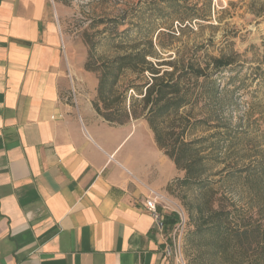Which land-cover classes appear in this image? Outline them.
Wrapping results in <instances>:
<instances>
[{
  "label": "crops",
  "instance_id": "0c3cea01",
  "mask_svg": "<svg viewBox=\"0 0 264 264\" xmlns=\"http://www.w3.org/2000/svg\"><path fill=\"white\" fill-rule=\"evenodd\" d=\"M64 48L52 0H0V264H164L145 201L177 169L96 113V79L75 91Z\"/></svg>",
  "mask_w": 264,
  "mask_h": 264
},
{
  "label": "trees",
  "instance_id": "16d2710c",
  "mask_svg": "<svg viewBox=\"0 0 264 264\" xmlns=\"http://www.w3.org/2000/svg\"><path fill=\"white\" fill-rule=\"evenodd\" d=\"M179 1L161 0L163 8L155 7L152 11L166 15L171 22L169 28L173 22L190 24L205 20L198 9H186L180 16L176 12L182 7ZM164 10L166 14H162ZM154 56L149 36L131 40L112 56L88 57L84 69L95 74L97 79L96 97L92 102L94 110L114 125L144 120L157 148L184 173L178 185L197 192L187 209L191 230L185 242L195 249L200 261L206 257L207 264H264V148L239 150L240 161L245 160L247 164L226 172L221 181L210 179L221 175L212 174L213 166L218 162L226 163V157L236 151L246 134L240 130L241 122L231 129L229 121L213 111V106L220 102L221 91L212 77L235 64L236 55L209 57L205 62L190 59L187 63L157 64L150 61ZM125 72L135 75L134 81L141 84L133 81L121 89L119 83ZM129 91L135 92L137 97L126 107ZM199 107L200 112L196 113ZM200 113L203 114L199 116ZM249 114L246 120L250 119ZM212 130L214 132L206 136H197L198 132ZM222 146L226 147L224 153ZM225 181H235L245 191V209L236 208L227 196H216V189L223 186L217 185ZM178 221L174 213L166 216L163 230H172Z\"/></svg>",
  "mask_w": 264,
  "mask_h": 264
},
{
  "label": "rangeland",
  "instance_id": "374dc122",
  "mask_svg": "<svg viewBox=\"0 0 264 264\" xmlns=\"http://www.w3.org/2000/svg\"><path fill=\"white\" fill-rule=\"evenodd\" d=\"M179 4L182 6L176 10L179 15L186 9H198L205 20L190 24L173 22L169 28L171 22L166 15L152 11L155 7L163 8L161 0H52V12L68 59L77 65L78 74L86 77L85 82L78 84L79 88L75 86V91L90 92L96 79L95 74L84 69L88 57L112 56L134 39L151 36L155 56L150 61L154 64L169 61L187 63L190 59L205 62L209 57L235 54V64L212 77L221 91L220 102L213 106V111L228 120L231 129L241 122L240 130L246 132L236 151L226 157V163L218 162L213 166L212 174L221 175L210 179L221 181L226 172L247 164L245 160L240 161L239 150L264 148V0H180ZM166 12L164 10L162 14ZM158 16L163 18L156 20ZM135 78L132 73L125 72L120 88L130 85ZM134 84L141 83L134 81ZM136 97L135 92L129 91L126 107ZM195 112H200V107ZM248 113L250 119L246 120ZM133 121L143 122L146 138L152 135L144 120ZM213 132H198L197 136ZM225 148L222 146L223 153ZM177 172V178L161 191L163 201L157 206V211L165 218L182 209L186 217L185 228L181 235L175 232L176 226L168 230L167 239L172 246L175 245L184 264H207L206 257L200 261L195 249L185 242V236L191 230L187 209L196 199L197 192L193 188L179 186L178 181L184 178V173ZM219 185L223 186L216 189L217 197L227 196L236 208L245 209L247 194L237 182L225 181Z\"/></svg>",
  "mask_w": 264,
  "mask_h": 264
},
{
  "label": "built area",
  "instance_id": "2783aa9c",
  "mask_svg": "<svg viewBox=\"0 0 264 264\" xmlns=\"http://www.w3.org/2000/svg\"><path fill=\"white\" fill-rule=\"evenodd\" d=\"M161 200L163 201V197L156 192H150L149 198L145 201V208L150 212L151 216L154 218L157 227L160 230H163V220L164 216L157 211V206L161 204ZM174 214L178 217V223L175 228V232H179L181 235L185 225H186V217L182 209H178L174 212ZM164 264H184L182 256L177 252L175 245H171L168 241L166 242V246L164 248Z\"/></svg>",
  "mask_w": 264,
  "mask_h": 264
}]
</instances>
